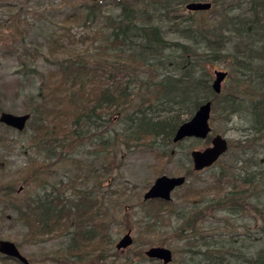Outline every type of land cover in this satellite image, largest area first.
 <instances>
[{
  "label": "rangeland",
  "instance_id": "1",
  "mask_svg": "<svg viewBox=\"0 0 264 264\" xmlns=\"http://www.w3.org/2000/svg\"><path fill=\"white\" fill-rule=\"evenodd\" d=\"M93 1L96 0H0V113L29 115L20 131L0 121V240L17 245L20 254L28 259L27 264L62 262L65 255H69L59 250L69 246L73 228L52 231L38 239L32 236L28 238L27 227L19 220L16 207L24 211L31 205L37 206V201H56L53 200L56 196L61 200L75 198L77 190L78 193L90 194L99 203L103 202L100 212L99 206L96 208L97 216L107 221L109 241L108 246L103 245L100 239L104 232L101 231L93 240L83 245L81 243L78 248L80 256L74 258L80 261L77 264H129L125 260L127 257L146 264L148 261L139 259L142 258L139 255L145 257V250L156 246L171 250L173 261L170 264H183L189 261V246L202 251L204 249L198 246L204 242L213 244L215 253L218 252L216 243L225 247L223 257L217 260L220 261L218 264H247L245 258H250V251L260 248L263 242L261 239V243L257 241L255 246L251 244L253 238L263 236L264 178L260 180L256 169L264 171V132L256 133L250 127L252 120L248 114L252 105L249 104L260 94L254 93L255 87L251 81L240 77L237 66L232 69L230 62L235 57L232 54L235 48L232 42H227L228 38L223 50L212 51L218 56H211V50L207 48V51L203 47L194 53H187L194 55L189 58L208 75L207 83H212L215 70L227 74L220 84L219 96L211 102L209 117L212 129L209 137L221 134L228 140L227 152L217 163L202 171L193 170L190 152L206 148L210 145V138L205 141L185 138L179 143L163 136L142 138L139 141H136V137L134 140L126 139L132 128L125 115L135 113L134 106L117 112L109 108L106 110L104 102L99 101L101 107L97 109H100L101 117L90 123L82 117L77 124L70 123L69 111L59 112L60 108L57 107L42 119L35 112V106L40 101L41 77L59 78V59L79 60L81 65L102 67L107 71L112 69V63H132L128 61L127 53L124 54L127 61H118L121 58L119 49L107 45L108 16L114 18L120 12L113 0H104L103 17L89 19L90 25H84L82 19L86 15H81V12ZM121 1L134 3V0ZM199 1L209 3L210 7L188 11L185 8L188 3L181 4L173 0V19L161 23L158 16L154 15L152 23L161 27L167 40L179 41L182 38H178L176 32L185 22L190 23L187 27L202 24L208 29H218L224 23L218 25L223 16L232 13L243 15L249 9V0ZM74 13L79 14V20H70V23L65 24V18ZM63 26L71 28L70 36L75 42L69 47L70 51L54 50L49 54L48 37L60 35ZM222 30L227 33V37L237 38V34L234 31L230 33L225 26ZM68 43L65 42L66 45ZM169 52L168 60L174 59L175 53ZM133 65L139 69L138 77L145 79L147 67L139 63ZM166 70L159 68L157 74ZM174 72L178 77L177 72ZM197 74H200L198 70ZM97 83L88 86L91 88ZM132 88L136 91L138 85H132ZM208 92L203 89L200 96L203 98ZM90 93L94 94L87 89L83 100ZM227 95L233 96L238 103L244 98V103L241 106L238 104L240 108L235 113H224L219 107ZM76 99L80 100V97ZM138 102L134 97L133 104ZM154 107L147 112L149 119L151 115L154 116L151 121L170 116L169 111H160L156 107L157 111ZM68 108L64 106L62 109ZM179 114L182 121L192 116L186 111ZM56 118L61 119L64 126L63 129L57 126L61 132H55L58 139L52 142L45 133H37L35 124L43 121L51 128ZM73 130L76 131L75 138L70 134ZM220 171L226 173L222 175ZM164 174L184 176L185 182L172 192L169 205H154L155 209L160 210L161 216L153 220L147 218L153 211L152 202L144 200L142 196L153 181ZM243 177L249 178V186L241 181ZM230 191L243 193L237 195L239 199L234 201L229 196ZM30 198L34 200L30 201ZM233 206L237 212L235 209L230 211ZM258 207L261 208L259 212ZM182 227L188 228L181 230ZM128 231L131 232L133 243L124 249H116L118 240ZM102 249L111 256L98 261L97 255ZM0 264L22 263L3 258L0 254Z\"/></svg>",
  "mask_w": 264,
  "mask_h": 264
},
{
  "label": "trees",
  "instance_id": "2",
  "mask_svg": "<svg viewBox=\"0 0 264 264\" xmlns=\"http://www.w3.org/2000/svg\"><path fill=\"white\" fill-rule=\"evenodd\" d=\"M113 1L120 8V12L117 17L112 18L108 16L109 40L107 45L108 47L119 49L118 54H121V58H118V61H127L129 58L128 61L132 63L130 65L112 63V69L107 71L102 67L94 66L92 68L84 64L81 65L79 60L59 59V78L51 79L52 76L47 78L41 77V86L39 87L40 101L34 109L36 113H39L40 119L45 116L47 117L51 113L50 110L57 107L60 108L59 112L69 111L70 123L77 124L82 117L86 118L87 121L85 122L90 123L96 118L101 117L100 109H97L101 107L98 105L99 101H101L106 105L105 109H112L111 111L118 112L119 109H128L130 106L135 107L133 109L136 111L135 113L131 112L125 115V119L130 122V127L132 128L131 133L128 135L129 137L126 139L134 140L136 137V141H139L142 138L148 139L160 136L172 139L176 128L186 121L180 119V112L186 111L187 114L193 115L197 107L204 103V101L210 100L212 102L214 98L219 96V94L213 91L210 86L211 83L206 82L208 75L199 64L194 63V60L189 58V56L194 55L187 53H194L203 47L205 50L207 48L211 50L209 51L211 56H218L212 51L220 52L229 42H232V47L233 49L235 48V52L232 53L235 57L230 62L232 69L234 70L237 66V73L240 74V77L243 80L251 81L255 87L254 93L260 94L249 104L252 105L250 114H248L252 120L250 127L256 133L264 132V0H249V9L243 15L232 13L223 16L218 25L224 23L221 27L218 26V29L213 27L208 29L202 24H197V27H193L192 25L187 27L186 25L190 23L187 24L185 22V25L179 26L176 32L178 33V38H182L179 41L167 40L162 33L161 27L152 23L151 19L154 15L158 16L157 19L161 23L173 19L171 15L173 0H134V3H122L121 0ZM177 1H180L181 4H186L190 1L199 0ZM103 2L104 0L93 1L86 9H83L81 15H86L85 19H82L84 25L85 23L90 25L89 19L98 20L99 17H103ZM234 7L235 5H233ZM78 15V13L70 14L65 18L67 19L65 24L70 23V20H73V22L79 20ZM71 17L73 18L71 19ZM178 18L174 19L178 20ZM157 19L155 20L157 21ZM224 26L230 33L234 31L237 34V38L231 39L227 37V33L222 30ZM62 29L63 31L60 35L48 37L47 49L49 50V54L53 53L54 50L70 51L69 47L75 42L72 35L70 36L69 30L71 28L63 26ZM227 38L228 43L226 42ZM63 39H66L65 42L69 43L66 45ZM169 51L175 53L172 60H168L170 56ZM126 53L128 54V58L124 57ZM35 55L38 54L35 53ZM133 63H139L142 67H147L145 69L147 71L145 79L138 77L139 69ZM159 68L167 70L158 75ZM197 70L200 72L199 75L197 74ZM174 71L177 72L178 77ZM95 82H98L95 86H91V88L88 86V84ZM132 85H138V89L134 91ZM87 89L94 92V94L90 93L91 95L83 100ZM203 89L209 90V96L205 95L203 98L200 96V92ZM77 96L80 97V100L76 99ZM227 96L219 107L224 113H235L238 107L241 106V103H244V98L238 103L233 96ZM134 97L139 100L138 103L133 104ZM89 102H96V104L91 105ZM52 104L53 107L51 108ZM238 104L240 105L238 106ZM64 106H69L68 110H63ZM154 106L159 107L160 111H169L170 116L160 121H151L154 116L151 115L149 119L147 112L148 109ZM174 106H177V108ZM156 107H154L155 110L159 111ZM61 114L64 116L63 113ZM58 125L63 129L62 126L64 124L61 123V119L59 120V118L53 121L51 128L43 124V121L40 124H35L37 133H45L51 138L52 142L58 139L55 133L59 130L57 129ZM133 128H136L135 132L137 134ZM64 132L62 131L63 134ZM70 134L75 138L76 131L73 130ZM256 170H258L257 175L260 177V180L263 179L264 171L260 170V168ZM221 173L224 175L226 172L222 171ZM230 176H228V179ZM248 179L247 177H243L241 181L249 186L251 181ZM242 193L230 191L229 196L236 201L239 199L236 196ZM33 200L30 198V201ZM53 200L56 201H37V206L33 207L31 205L29 209L26 207L24 211L19 209V207H16V209L19 213V220L27 227L28 238L32 236L38 239L39 236L47 235V233L51 234L52 231L58 232V230L64 231L66 229L69 230L70 227L73 228V237L70 238L71 242L69 246L64 250H59L62 254L69 256L65 255L63 261L58 264H77L80 262L74 259L80 256L78 252L81 247L80 244L82 243L83 245L93 240L96 238L95 235L101 231L104 233L100 241L104 242V246H108L107 221L97 216L96 209L99 206L98 211L100 212L103 202L99 203L90 194L86 192L78 193L77 190L75 191V198H63L61 200L56 196ZM149 201L153 203H151L153 211L147 218L153 220L161 216L160 210L155 209L154 205H169L170 203V201H163L160 198H154ZM233 209L237 212L234 206L230 211H233ZM260 209L258 207L257 211L259 212ZM262 209L264 210V207ZM89 221L91 222L88 223ZM187 228L182 227L180 229L186 230ZM261 234L263 235L262 238H253L252 240L251 244L254 246L257 241L261 243V239L263 242L260 244V248H255L253 252L250 251V258H245L247 264H264V227ZM212 246L213 244L204 242V244L198 246L204 249L202 251H196L189 246L188 254L191 255L188 263L183 264H218L220 261L217 260L223 257L224 252L222 251L225 247L222 244L216 243L218 252L215 253ZM99 253L97 255L98 261L103 258L107 260L111 256L109 255L110 253L105 252V249H102ZM70 256L72 259H70ZM144 256L139 255V257H142L139 259L148 261L146 264H163L160 260L156 259L154 261L146 255ZM2 257L10 258L8 256ZM67 258L68 260H66ZM127 258L125 260L130 262L129 264H145L139 262L140 260L134 261L129 257ZM10 259L19 261L14 258Z\"/></svg>",
  "mask_w": 264,
  "mask_h": 264
},
{
  "label": "water",
  "instance_id": "3",
  "mask_svg": "<svg viewBox=\"0 0 264 264\" xmlns=\"http://www.w3.org/2000/svg\"><path fill=\"white\" fill-rule=\"evenodd\" d=\"M210 7L206 2H189L185 8L189 11H200ZM214 79L211 83V87L216 94L220 93L221 83L227 76L225 71L215 70ZM211 101H204L200 104L193 115L182 124H180L175 133L173 134L172 141L181 142L185 138L205 140V138L212 134V129L209 123V117L211 114ZM29 115L15 116L5 112L0 113V121L7 127H12L17 131L23 129L26 120ZM211 143L203 149L191 150L190 157L193 164V170L200 171L213 165L217 162V159L227 152L228 140L221 134L216 133L210 137ZM185 182L184 176H167L163 175L157 177L152 186L147 189L144 194V200H152L154 198H160L163 201H169L172 197L171 192L175 187L182 186ZM131 232L128 231L118 240L115 248L118 250L124 249L133 243L131 238ZM0 254L2 256H8L10 258L18 259L22 264H27L28 259L22 256L18 250L17 245L8 240H0ZM145 255L152 260H160L162 263L167 264L172 261V252L170 249L156 246L150 247L145 250Z\"/></svg>",
  "mask_w": 264,
  "mask_h": 264
},
{
  "label": "flooded vegetation",
  "instance_id": "4",
  "mask_svg": "<svg viewBox=\"0 0 264 264\" xmlns=\"http://www.w3.org/2000/svg\"><path fill=\"white\" fill-rule=\"evenodd\" d=\"M207 138H210V137L207 136L205 139H207ZM204 141H205V140H204ZM210 143H211V140H210ZM220 157H221V156H220ZM218 159H219V158H218ZM218 159H217V160H218ZM214 164H215V163H214ZM214 164H213V165H214ZM213 165H211V166H213ZM211 166H209V167H211ZM206 168H208V167H206ZM206 168H205V169H206ZM203 170H204V169H203ZM201 171H202V170H201ZM178 187H179V186H178ZM178 187H175V189H174L172 192H174ZM172 192H171V194H172ZM165 201H166V200H165ZM169 201H170V200H169ZM130 234H131V233H130Z\"/></svg>",
  "mask_w": 264,
  "mask_h": 264
},
{
  "label": "bare ground",
  "instance_id": "5",
  "mask_svg": "<svg viewBox=\"0 0 264 264\" xmlns=\"http://www.w3.org/2000/svg\"><path fill=\"white\" fill-rule=\"evenodd\" d=\"M209 123H210V119H209Z\"/></svg>",
  "mask_w": 264,
  "mask_h": 264
}]
</instances>
